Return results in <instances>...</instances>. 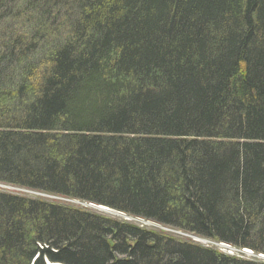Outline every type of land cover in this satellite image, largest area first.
I'll list each match as a JSON object with an SVG mask.
<instances>
[{"label": "trees", "instance_id": "obj_1", "mask_svg": "<svg viewBox=\"0 0 264 264\" xmlns=\"http://www.w3.org/2000/svg\"><path fill=\"white\" fill-rule=\"evenodd\" d=\"M0 184L264 255V0H0ZM44 259L264 264L0 192Z\"/></svg>", "mask_w": 264, "mask_h": 264}, {"label": "rangeland", "instance_id": "obj_2", "mask_svg": "<svg viewBox=\"0 0 264 264\" xmlns=\"http://www.w3.org/2000/svg\"><path fill=\"white\" fill-rule=\"evenodd\" d=\"M0 192L8 193L10 195L20 196V197H24L28 199H33V200H41L44 202L52 203L54 205L85 210V211H88V212H91V213H94V214H97V215H100L106 218H110L113 220L122 221V222L125 221L126 223H130L132 225H135L147 231L166 234L175 239H179V240L186 241V242H191L196 245H199V246H202L208 249H214L216 251H219L225 254H233L237 258L264 263V255L255 254L248 249H245V248L237 249L235 247H232L231 245H227V244L219 243V242H213L208 239H204V238H201V237L189 234V233H185L183 231L176 230L170 227H166V226L154 223V222L145 221L139 218H134L132 216L125 215L123 213L111 210L103 206H98V205H94L91 203L81 202V201L68 199V198H64L60 196L47 195V194L39 193L36 191H30V190H26L23 188L7 186L3 184H0ZM99 207L104 208L105 210H102ZM228 249H232L233 252L232 253L228 252L229 251ZM245 252L252 254V255L248 254L247 256ZM260 256L262 258H259ZM37 257L38 255L34 257V260ZM44 263L45 264H56V263H50L46 259H44Z\"/></svg>", "mask_w": 264, "mask_h": 264}, {"label": "bare ground", "instance_id": "obj_3", "mask_svg": "<svg viewBox=\"0 0 264 264\" xmlns=\"http://www.w3.org/2000/svg\"><path fill=\"white\" fill-rule=\"evenodd\" d=\"M99 208H101V207H99ZM102 210H105L104 208H101ZM229 251L228 252H233V250L232 249H228ZM248 252V251H247ZM245 254H246V252H245Z\"/></svg>", "mask_w": 264, "mask_h": 264}, {"label": "water", "instance_id": "obj_4", "mask_svg": "<svg viewBox=\"0 0 264 264\" xmlns=\"http://www.w3.org/2000/svg\"><path fill=\"white\" fill-rule=\"evenodd\" d=\"M259 258H262L261 256Z\"/></svg>", "mask_w": 264, "mask_h": 264}]
</instances>
